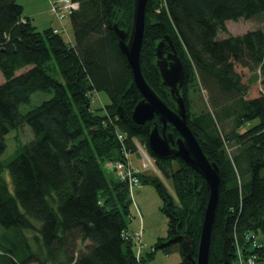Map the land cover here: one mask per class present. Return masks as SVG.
Wrapping results in <instances>:
<instances>
[{
	"label": "trees",
	"instance_id": "obj_1",
	"mask_svg": "<svg viewBox=\"0 0 264 264\" xmlns=\"http://www.w3.org/2000/svg\"><path fill=\"white\" fill-rule=\"evenodd\" d=\"M72 1L67 40L64 25L37 29L22 3L0 0V264H150L158 248L177 252L175 264H191L184 242L192 241L196 257L210 187L179 158L152 153L156 116L132 119L142 96L115 26L129 32L133 0ZM253 18L262 25L228 33V20ZM165 36L185 68L179 92L187 123L220 171L209 264H238L236 245L264 264V0L146 1L140 68L175 109L156 65L155 46ZM39 92L47 97L21 109ZM19 127L30 137L1 159L6 135ZM166 131L178 136L171 124ZM138 144L173 189L137 174L153 185L167 219L166 235L141 256L133 249L139 230H128V180L102 167L126 162Z\"/></svg>",
	"mask_w": 264,
	"mask_h": 264
},
{
	"label": "water",
	"instance_id": "obj_2",
	"mask_svg": "<svg viewBox=\"0 0 264 264\" xmlns=\"http://www.w3.org/2000/svg\"><path fill=\"white\" fill-rule=\"evenodd\" d=\"M147 0H133L132 22L129 32L115 26L119 48L125 55L133 72L134 82L141 93V99L132 110V119L137 124L152 120L153 127L148 136V146L156 156L172 155L196 170L207 181L210 194L205 209L197 255L193 256L192 241L185 240L187 257L191 264H209V249L214 212L217 204L218 185L220 182L219 167L209 161L203 153L198 140L193 135L188 123L186 105L179 92L185 76L184 65L176 53L172 40L165 36L155 46L156 65L159 69L162 84L176 101V108H171L145 80L139 62L145 26V5ZM170 50H166L167 46ZM161 125V128L159 127ZM171 124L178 132L174 136L166 131Z\"/></svg>",
	"mask_w": 264,
	"mask_h": 264
},
{
	"label": "rangeland",
	"instance_id": "obj_3",
	"mask_svg": "<svg viewBox=\"0 0 264 264\" xmlns=\"http://www.w3.org/2000/svg\"><path fill=\"white\" fill-rule=\"evenodd\" d=\"M17 1L19 3H22L24 7V14L29 15L30 17L33 18V23L36 25L37 29H44L48 27L50 24L59 25L58 22L56 23L55 21L59 19L58 18L56 19V17H54L50 11V0H17ZM61 21L64 25V29H62V34L64 38H66L67 40L69 39L67 37V33H68L70 39L72 40L71 36L73 31L69 18H65ZM261 25H262V20L256 18L239 19L237 21L228 20L226 22L227 31L229 34L232 35L243 34L246 31L258 28ZM224 36H225L224 33L220 34V37H224ZM1 80H2V75L0 73V82ZM255 85L256 86L251 91L252 94H256L257 91H260L261 89V84L259 82H257V84ZM196 96L197 97L195 98V100L199 98L197 93ZM46 97L47 95L42 92L35 93L31 97V102L27 105L26 104L22 105L21 109L25 110L28 107L40 102ZM197 102H199V99ZM154 119L155 117L152 120ZM25 126L28 129H30L28 125ZM27 128H23V129H21V127L15 128L12 130V132L6 135L5 137L6 148L3 154L1 155V159H7L8 157H11V155L15 152L17 145L21 142H24V140H27L30 137V132ZM13 132L16 133L14 134ZM141 145L142 144H139L140 148L143 147ZM126 157L128 158L127 161L131 166L139 169L140 171L139 173H143L149 176L159 177V179L166 185L167 189L173 194V189L170 184V181L165 179L161 175L155 164L149 168L147 167L146 169H143L141 168V162L143 158L140 155V153L138 152L130 153L127 154ZM102 167L106 175L112 177L113 179L114 178L119 179L118 167L115 161L103 162ZM5 174L7 179H9V182H11L8 171H6ZM127 184L130 188V193H131L130 195L132 200L130 204V215L127 217L128 230L131 232L139 230V233L141 235L139 234L137 240L138 243L134 245L133 249L135 250L137 256H141L142 254L151 252L153 244L159 238H162L166 235L167 219L165 214L161 211V204H162L161 199L159 198L152 184L138 183L132 186H130L129 183ZM261 237H262V233L259 232L257 234V240H259ZM139 242L141 245L144 246H140ZM236 251L237 254L241 256V262H242L241 264H249V261L247 260L250 258V256L243 254L242 246L236 245ZM153 256L154 257L152 258V260H150V264H175L180 260V255L177 252H171L169 254H166L160 248L156 249V251L153 253ZM239 256H238V264H239ZM31 264H35V263H31ZM233 264H237V261L235 260Z\"/></svg>",
	"mask_w": 264,
	"mask_h": 264
},
{
	"label": "built area",
	"instance_id": "obj_4",
	"mask_svg": "<svg viewBox=\"0 0 264 264\" xmlns=\"http://www.w3.org/2000/svg\"><path fill=\"white\" fill-rule=\"evenodd\" d=\"M77 7V3L72 0H57L56 2H52V12L56 18L62 20L67 15H69L73 9ZM57 31V30H55ZM140 155L142 156L141 168L146 169L147 167H151L154 165L153 158L143 149L139 148ZM128 159V158H127ZM118 167L119 178L123 180H128L130 186L139 183V178L137 174L140 172L138 168H134L131 166L128 161L116 162ZM116 168V167H115ZM137 236L140 234L136 233ZM141 246V245H140ZM247 261L249 264H255L253 257H250ZM241 256H239V264H241Z\"/></svg>",
	"mask_w": 264,
	"mask_h": 264
},
{
	"label": "crops",
	"instance_id": "obj_5",
	"mask_svg": "<svg viewBox=\"0 0 264 264\" xmlns=\"http://www.w3.org/2000/svg\"><path fill=\"white\" fill-rule=\"evenodd\" d=\"M56 21V23L58 22V24L59 25H53L54 27H59V26H63V23H62V21H59V20H55Z\"/></svg>",
	"mask_w": 264,
	"mask_h": 264
}]
</instances>
